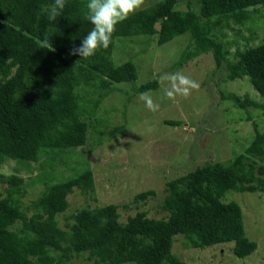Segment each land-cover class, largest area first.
Returning <instances> with one entry per match:
<instances>
[{
	"label": "trees",
	"instance_id": "obj_1",
	"mask_svg": "<svg viewBox=\"0 0 264 264\" xmlns=\"http://www.w3.org/2000/svg\"><path fill=\"white\" fill-rule=\"evenodd\" d=\"M195 1L187 11L177 8L179 0L154 1L116 26L107 49L85 59L70 50L93 27L88 0H66L55 21L47 12L54 0H0V166L7 159L15 162L12 173L0 172V264H71L85 256L92 264H187L174 251L179 239L185 248L234 241L233 251L241 258L257 250L258 242L246 233L240 202L227 198L229 192L264 194V131L256 123V137L243 152L170 179L162 204L166 215L160 218L139 210L122 221L118 203L66 213L77 191L96 199L88 160L82 171L68 163L59 166L87 144L90 120L97 119L101 102L115 90L126 91L130 101L161 86L158 79L136 84L135 61L114 60L118 41L146 36L163 45L189 34L178 64L212 52L227 79L247 78L262 98L221 91L222 99L232 100L248 119L251 108L264 114V40L251 44L264 26L259 19L264 20V0ZM233 25L249 35L230 58V48L217 37ZM122 82H131L132 90L117 86ZM124 129L116 127L114 133ZM37 184L42 186L36 197L28 200ZM155 194L154 189L142 191L133 201Z\"/></svg>",
	"mask_w": 264,
	"mask_h": 264
},
{
	"label": "rangeland",
	"instance_id": "obj_2",
	"mask_svg": "<svg viewBox=\"0 0 264 264\" xmlns=\"http://www.w3.org/2000/svg\"><path fill=\"white\" fill-rule=\"evenodd\" d=\"M157 0H146L147 5ZM196 6L195 0H179L177 8L187 11ZM264 24V20L259 18ZM225 28L219 33L231 51L233 58L238 46L246 45L243 36H248L240 25ZM240 29L239 33L238 30ZM258 38L251 44L264 40V26L257 29ZM225 34V35H224ZM146 36L118 41L113 57L117 64L122 61H135L139 71L136 84L158 79L161 86L150 90L154 102L160 104L156 112L149 111L140 93L130 101L126 91L115 90L105 97L98 109V116L90 120V133L86 145L66 156V162L78 171L87 168V160L95 173L96 199L83 195L80 191L70 196L71 206L67 214L82 206L92 207L110 203L120 204V219L126 221L129 215L139 210H147L150 217L166 215L162 204L166 183L177 176L186 174L206 161H228L243 152L256 137L254 124L264 131V114L260 109L251 108L252 119L247 112L237 108L232 100L222 99L235 92L241 97L249 94L261 101L259 92L247 78L229 80L227 70L218 68L212 52L204 53L186 64H178L184 48L189 42V34L179 35L173 40L157 45ZM150 42V43H149ZM236 42V43H235ZM180 72L200 85L187 98L177 96L175 100L166 97L169 82L161 76ZM131 82L118 83L117 86L131 91ZM171 121H182L175 125ZM125 126L119 135L116 127ZM11 159L0 166V172L14 171ZM38 172V171H37ZM22 173L29 177L25 171ZM63 173V172H62ZM69 175V172H64ZM37 184L30 189L28 200L35 198L41 188ZM156 190L147 201L135 203L134 197L146 190ZM228 200L240 202L247 235L258 242V248L251 255L241 258L235 255V242L209 246L206 248H185L179 239L174 251L187 264H264V194L261 192H229ZM123 204H129L125 208ZM60 215L64 225L65 214ZM87 256L75 259L71 264H92Z\"/></svg>",
	"mask_w": 264,
	"mask_h": 264
},
{
	"label": "clouds",
	"instance_id": "obj_3",
	"mask_svg": "<svg viewBox=\"0 0 264 264\" xmlns=\"http://www.w3.org/2000/svg\"><path fill=\"white\" fill-rule=\"evenodd\" d=\"M65 5L66 0H54V4L47 9L48 19L55 21ZM148 6L146 0H88L87 19L93 27L81 44L70 50V55H79L87 59L95 55L98 50L107 49L112 42L116 26L131 15L145 11ZM160 79L169 82L170 87L165 95L170 100H175L178 95L187 98L193 90H198L200 87L197 81L180 72L165 74ZM139 99L144 101L146 108L151 112H156L160 108V104L154 102L147 92L141 93Z\"/></svg>",
	"mask_w": 264,
	"mask_h": 264
}]
</instances>
